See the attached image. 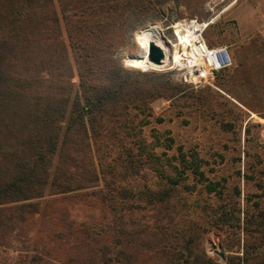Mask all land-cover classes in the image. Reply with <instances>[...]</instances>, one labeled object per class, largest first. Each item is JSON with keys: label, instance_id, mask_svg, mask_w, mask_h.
I'll return each instance as SVG.
<instances>
[{"label": "rangeland", "instance_id": "1", "mask_svg": "<svg viewBox=\"0 0 264 264\" xmlns=\"http://www.w3.org/2000/svg\"><path fill=\"white\" fill-rule=\"evenodd\" d=\"M234 2L54 0L61 20L57 34L66 47L75 93L84 95L89 85L102 89L125 78L126 86L106 114L112 122L109 146H115L95 158L84 151L86 158L78 154L75 162L57 156L51 181L65 164H73L70 171L80 174L79 179L90 177L92 166L96 177H101V169L118 190L103 187L99 179L96 188L38 201L41 211L30 213L29 220H23L29 208L17 213L16 223L5 221L11 224L6 238L0 230V264H54L39 253L49 250L45 244L53 238L51 230L61 237L52 240L60 249L72 247L73 231L90 234L93 241L79 242L82 254L93 255L101 245L95 235L99 227L120 225L128 234L137 222L151 223L163 238L169 234V254L155 249L146 256L144 244H127L126 238L122 247L112 239L113 254L119 258L110 264H178L172 256L183 249L194 264H228L243 255L244 232L228 231L218 219L223 211L240 214L243 222L249 215L264 214V33L239 29ZM190 18L213 19L207 42L230 49L233 67L217 75L213 84L189 85L177 71H147L132 64L140 52V30L161 24L165 36L173 39L171 25ZM139 140L147 142L148 149L133 154L139 159L134 168L128 148ZM161 193L170 203L153 208L149 197ZM132 194L135 203L121 204ZM159 213L173 222L160 224ZM119 214L124 223L115 221Z\"/></svg>", "mask_w": 264, "mask_h": 264}, {"label": "trees", "instance_id": "2", "mask_svg": "<svg viewBox=\"0 0 264 264\" xmlns=\"http://www.w3.org/2000/svg\"><path fill=\"white\" fill-rule=\"evenodd\" d=\"M60 24L54 0H0L1 238H6L8 226L16 223L17 213L29 208V213L23 212V220H29L32 213L41 211L38 201L47 197L82 193L96 188L99 179L103 187L112 188V192L118 190V187L115 189L107 183L101 169V177H96L97 171L92 166L88 168L91 176L85 174L84 178L79 179L80 174L70 171L73 164L68 163L67 168L65 164L58 168L56 180L51 181L57 156L64 154L68 161L75 162L78 154L86 158L84 151L95 158L97 152L110 151L115 146H109L112 138L107 133L112 122L106 114L115 103L117 93L123 94L126 86L125 78L102 89L89 85L84 95L75 93L66 47L60 33L57 34ZM147 149L144 140L135 141L128 148L132 167L139 163L133 154L139 150L147 153ZM122 191L130 193L127 189ZM144 195L147 196V193ZM160 196L149 197L148 203L153 208H157L159 203H170L171 199L166 193ZM132 197L133 194L125 197L121 204L135 203ZM7 211L12 213L8 214ZM159 218L160 224H165L166 220L173 222L168 215L160 214ZM9 220L11 224L8 225L5 221ZM124 220L125 217L119 214L115 221L124 223ZM218 221L228 227V231L237 229L244 232L243 255L230 258L228 264H264V214L249 215L243 222L240 214L223 211ZM134 227V232L128 234L120 225L110 229L99 227L95 235L99 236L101 245L93 255L86 256L81 253L79 241H93L90 234L77 229L70 236L75 238L72 247L60 249L52 240L61 237L51 230L53 238L47 239L45 244L49 250L39 253L50 258L54 264H110L119 258L113 254L112 239L123 247V241L127 238V244H144L148 251L143 253L146 256L155 249L169 254L165 250L169 234H163V238L162 232H158L151 223L137 222ZM69 239L65 238V241ZM38 248L34 247V251ZM184 252L183 249L174 253V263L194 264V259L185 256ZM209 264L214 262L209 260Z\"/></svg>", "mask_w": 264, "mask_h": 264}, {"label": "built area", "instance_id": "3", "mask_svg": "<svg viewBox=\"0 0 264 264\" xmlns=\"http://www.w3.org/2000/svg\"><path fill=\"white\" fill-rule=\"evenodd\" d=\"M213 23V19L190 18L172 24L173 39L163 34L170 41L173 61L166 63L163 70L177 71L185 84L211 85L217 75L231 69L233 59L229 47L207 42L206 33Z\"/></svg>", "mask_w": 264, "mask_h": 264}, {"label": "bare ground", "instance_id": "4", "mask_svg": "<svg viewBox=\"0 0 264 264\" xmlns=\"http://www.w3.org/2000/svg\"><path fill=\"white\" fill-rule=\"evenodd\" d=\"M161 24L143 28L136 34V40L140 49L139 54L133 58L132 64L144 70H163L166 63H172V47L170 41L163 34ZM151 43L158 45L165 54L163 65H156L148 58Z\"/></svg>", "mask_w": 264, "mask_h": 264}, {"label": "crops", "instance_id": "5", "mask_svg": "<svg viewBox=\"0 0 264 264\" xmlns=\"http://www.w3.org/2000/svg\"><path fill=\"white\" fill-rule=\"evenodd\" d=\"M232 13L239 29L249 34L264 33V0H235ZM232 9V10H233Z\"/></svg>", "mask_w": 264, "mask_h": 264}, {"label": "water", "instance_id": "6", "mask_svg": "<svg viewBox=\"0 0 264 264\" xmlns=\"http://www.w3.org/2000/svg\"><path fill=\"white\" fill-rule=\"evenodd\" d=\"M149 60L156 64V65H162L163 61L165 59L164 51L155 43H151L148 53ZM220 255V257L225 260L226 257L223 253L216 251Z\"/></svg>", "mask_w": 264, "mask_h": 264}]
</instances>
